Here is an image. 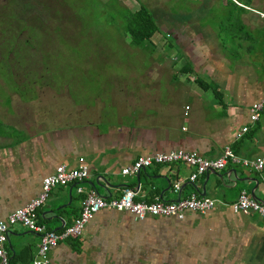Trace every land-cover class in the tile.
<instances>
[{"label": "crops", "instance_id": "obj_1", "mask_svg": "<svg viewBox=\"0 0 264 264\" xmlns=\"http://www.w3.org/2000/svg\"><path fill=\"white\" fill-rule=\"evenodd\" d=\"M98 1L119 7L122 17L144 7L164 35L155 31L147 42L163 61L150 63L145 78L101 89L87 104L75 107L67 105L68 100L59 106L57 101V107L55 102L50 106L58 113H0V221L35 197L41 179L57 165L84 164L88 177L82 188L104 200L129 187L144 202H175L195 193L214 204L203 215L186 212L181 220L137 221L127 212L102 209L79 238L48 251V264H264V219L230 210L240 191L264 202V168L255 172L227 162L222 170L192 182V167L181 163L151 165L138 176L120 174L137 158L174 150L216 159L227 147L238 159L264 158V107L257 121H249L250 106L264 96V49L259 45L252 51L241 42L234 45L238 55L230 57L223 47L229 45L218 38L222 29L231 32L232 25L197 27L190 18L166 17L159 0ZM225 4L227 0H221ZM243 9L247 13L238 19L243 25H264V18ZM167 39L174 44L166 50ZM161 75L166 78L157 80ZM242 127L246 132L235 138ZM80 199L72 186L52 189L35 210L37 223L60 231L77 217ZM38 243L36 234L10 227L5 244L9 264H28Z\"/></svg>", "mask_w": 264, "mask_h": 264}, {"label": "rangeland", "instance_id": "obj_2", "mask_svg": "<svg viewBox=\"0 0 264 264\" xmlns=\"http://www.w3.org/2000/svg\"><path fill=\"white\" fill-rule=\"evenodd\" d=\"M7 1L0 0V4L5 6ZM48 1L56 9L52 10L53 17H60L64 21L53 20L47 23L48 17H51V10L48 11L50 6L44 9L41 3L47 5ZM135 1L143 4L148 0ZM18 2L19 13L23 12L25 5L35 15L38 14L37 17L45 25H41V28H27L24 25L29 23V17L25 21L16 12L13 13V18L23 24L14 30L11 17H8L9 7L2 8L0 5V113H58L56 108L50 106L55 102L57 107V101L59 106L60 102L65 105L68 100L70 102L67 105L75 107L87 104L92 95H98L97 92L101 89L102 93L103 89H117L126 79L132 81L145 78L142 75H145L150 63L163 61L158 53L152 54L147 42L142 46L129 44V37L125 32L126 18L123 20V12L119 7L104 6L98 0ZM159 2L164 5L159 8L162 15L180 21L190 18L197 27L226 26L228 11L232 8L228 3L221 5V0L211 3H192L188 0ZM240 2L247 5L248 7L243 8L250 9L257 18H264V0ZM150 6L148 10L151 12ZM57 22L60 25L54 24ZM256 25L257 23H250L249 26L253 28ZM229 33L222 29L218 40L221 44L229 45L223 47H228L226 51L230 57H236L240 49L230 44ZM155 34L164 36L159 26ZM166 42V50L174 44L171 39ZM251 49L257 51L258 45H252ZM167 54L161 56L168 60ZM149 78L155 79L152 76ZM162 78L166 77L161 75L157 80L163 81ZM82 90L84 91L81 93ZM70 113H73L72 110Z\"/></svg>", "mask_w": 264, "mask_h": 264}, {"label": "built area", "instance_id": "obj_3", "mask_svg": "<svg viewBox=\"0 0 264 264\" xmlns=\"http://www.w3.org/2000/svg\"><path fill=\"white\" fill-rule=\"evenodd\" d=\"M263 107L264 96L250 106V122L257 121ZM184 109L186 110L187 108L185 107ZM246 130V127H242L235 138H239ZM227 162L239 164L255 172L264 168L263 157L254 160L238 159L229 148L225 147L221 155L216 159H204L196 153L181 150L140 157L130 166L122 169L120 174L122 176L136 175L140 170L151 165L181 163L192 167V172L188 177L189 181L192 182L198 176L209 171L222 170ZM87 177L88 169L84 164H79L74 168L57 165L50 175L43 177L40 181L39 193L23 206L11 211L0 221V264H9L5 244L7 242L8 229L15 225L23 227L39 237L37 251L28 264H48V251L63 241L79 238L84 225L93 215L102 209L107 208L117 212H127L137 221H142L146 217L181 220L186 212L203 215L214 204L213 200L198 196L195 193H191L187 197L178 199L175 202H163L157 198H154L151 202H144L137 200L136 192L129 187L123 188L118 197L104 200L93 190L85 191L82 188V184L87 180ZM67 186L74 187L75 192L81 196L79 213L70 225L62 228L60 231L47 230L43 225L37 223L35 210L46 201L52 189ZM174 190L178 191L179 186L175 185ZM230 210L235 214L242 215L254 213L264 219V202L252 199L244 191L238 193L236 199L230 204Z\"/></svg>", "mask_w": 264, "mask_h": 264}, {"label": "trees", "instance_id": "obj_4", "mask_svg": "<svg viewBox=\"0 0 264 264\" xmlns=\"http://www.w3.org/2000/svg\"><path fill=\"white\" fill-rule=\"evenodd\" d=\"M233 1L248 7L247 5L242 4L240 0ZM233 1L227 0V3L232 7L231 10L228 11L229 16L226 17L228 19L227 25H232L231 32L229 33L231 39L230 44L237 45L238 43L240 44L241 42H246L247 47L251 48L252 45H260L264 49V25L261 27L255 26L252 29H249L248 27L243 25L242 22L238 20L239 15L242 13H247V11H245L242 7L237 6L235 3H233ZM18 3V0H8L5 3V6L9 7L8 13H10V15H8V17H11V22L14 25V30L17 29L18 25L23 24L22 22L13 18V13L18 12V15H21V13H19V8H17ZM41 4L42 6H44V9H46V6L49 4V2L47 3V5H44L43 2ZM24 8H26L25 5ZM48 11H50L51 13L52 8L49 7ZM248 13L252 17H255L253 13ZM124 18H126L125 32L128 34L129 44L133 46H142L144 43L149 41L150 37L156 31V24L144 7H139V10L136 13L124 15ZM36 21H38V18L28 20L30 24L26 23L24 26L33 29V26L36 27Z\"/></svg>", "mask_w": 264, "mask_h": 264}, {"label": "flooded vegetation", "instance_id": "obj_5", "mask_svg": "<svg viewBox=\"0 0 264 264\" xmlns=\"http://www.w3.org/2000/svg\"><path fill=\"white\" fill-rule=\"evenodd\" d=\"M49 2V4L50 5H47V6H50L51 7V5H52V7H53V5L54 4H52L51 3V1H48ZM1 6H2V8H3V3L2 4H0ZM41 6V5H40ZM58 7H60L59 5H58ZM52 10H56L55 9V7H53L52 8ZM33 10H31V9H29V8H23V12L21 13V15H20V17L22 18V19H25L27 16L29 17V20H31V19H33V18H38V21H36L35 23H36V27H39V28H41V25H45L43 22H42V19H40L39 17H37V15L38 14H36L35 15V13L34 12H32ZM52 13H53V11L50 13V15L49 16H51L50 18L48 17V22L47 23H51L53 20H62V21H64L62 18H54L53 17V15H52ZM62 16V15H61ZM25 21H26V19H25ZM24 22V21H23ZM29 22H31V21H29ZM25 23V22H24ZM55 25H60L58 22L57 23H54ZM37 29V28H36ZM55 30H57V28H55Z\"/></svg>", "mask_w": 264, "mask_h": 264}, {"label": "water", "instance_id": "obj_6", "mask_svg": "<svg viewBox=\"0 0 264 264\" xmlns=\"http://www.w3.org/2000/svg\"><path fill=\"white\" fill-rule=\"evenodd\" d=\"M143 171V169L142 170H140V172H142ZM209 173H214L213 171H209ZM138 174H139V172H138ZM138 174H136L137 176H138Z\"/></svg>", "mask_w": 264, "mask_h": 264}]
</instances>
